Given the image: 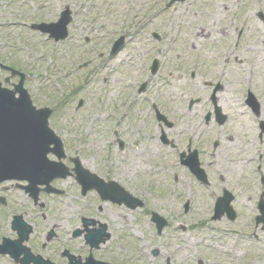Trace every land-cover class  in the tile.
Instances as JSON below:
<instances>
[{"label": "rangeland", "instance_id": "1", "mask_svg": "<svg viewBox=\"0 0 264 264\" xmlns=\"http://www.w3.org/2000/svg\"><path fill=\"white\" fill-rule=\"evenodd\" d=\"M169 1L0 0V62L26 75L24 88L36 108L52 110L49 126L63 141L67 156L78 157L82 167L113 180L144 203L130 210L103 202L95 193L82 197L73 177L56 185L66 191L64 197L42 198L45 209L41 212L12 183L13 208L20 210L23 203V214L35 225L32 238L37 248L52 223L59 222L68 234L70 226H80L81 217L106 224L110 237L95 257L113 264H197L199 257L218 264H244L245 251L261 248L242 232L252 230L246 220L256 214V195L261 192L259 177L252 173L256 167L264 168V135L258 138V119L243 105L245 92L237 93L241 88L254 93L261 105L259 120L264 122V46L256 39L248 47L214 46L219 34L228 35L227 44L233 39L236 0H230L228 12L222 7L229 0H189L191 8L182 2L166 7ZM64 7L72 14L67 40L55 43L30 29L32 23L55 22ZM223 27L227 32L218 30ZM120 36L126 39L124 49L110 59L108 51ZM200 56L206 62L200 63L198 74L191 78L194 59ZM222 57H236L240 63L224 74L221 99L228 122L218 128L203 123L211 106L202 82L210 73L202 77L199 73L204 68L212 71L214 63L209 61ZM152 59L160 67L155 76L149 74ZM85 62L89 64L83 67ZM9 76L0 70V83L11 89L18 78L5 83ZM143 81H149L153 98L167 100L173 116L184 114L180 127L184 134L177 138V148H184L186 138L195 141V134L204 133L208 144L200 160L208 173V187L179 167L175 152L160 144L155 122L143 126L149 120L148 108L141 102L145 96L136 94ZM196 99L200 102L189 110L190 101ZM144 127H148L149 139L143 135ZM214 141L218 142L215 150ZM222 188L237 198L234 208L240 217L232 224L210 221L212 195L218 196ZM151 212L168 221L161 235L150 221ZM69 246L77 254L87 253L82 238ZM203 247L211 257L201 253ZM60 250L61 244L55 242L45 252ZM252 260H257L255 254Z\"/></svg>", "mask_w": 264, "mask_h": 264}, {"label": "flooded vegetation", "instance_id": "2", "mask_svg": "<svg viewBox=\"0 0 264 264\" xmlns=\"http://www.w3.org/2000/svg\"><path fill=\"white\" fill-rule=\"evenodd\" d=\"M171 1V0H170ZM169 1V2H170ZM189 0H185L183 4H186L188 8L192 7V4ZM236 13H235V19L237 21V24H235L233 31H230L231 36L233 39L231 41L226 42V39L228 35L225 33V35L219 34V37L216 39V44L214 46H221L230 48L239 47L240 44H243L245 47H248V44L252 42V39H256V43L258 42V45L264 46V0H236ZM195 2V1H194ZM228 2L223 5L222 9L224 12H228L230 10V5ZM177 2H174L173 4L169 5L173 6ZM179 3V2H178ZM209 3H211L209 1ZM215 4V3H214ZM209 9H205V11H208ZM228 16L230 13L227 14ZM238 17V19L236 18ZM258 22L257 27L258 30L250 29L253 27L254 22ZM259 25V26H258ZM229 27V30L230 28ZM249 28V29H248ZM226 27L218 28V30L225 32ZM228 30V32H229ZM251 32V34L249 32ZM227 32V31H226ZM247 32V35H246ZM252 33H255V35H252ZM250 34V35H249ZM246 35V36H245ZM158 39H160V36H158ZM225 48V47H224ZM197 68L190 71V77L194 78L196 74H198V69L200 68V63L206 62V60L203 57H197L195 58ZM152 59V63H153ZM158 61V60H157ZM212 64V71L207 70L204 68V71L202 70L201 73H199V76L202 77V75H206L204 73H210V75L207 77V80L202 82L203 89H205V92H208V99L207 102L211 106V111L205 112L203 116V123L204 125H215L216 127H223L228 122V116L223 111L222 106V99L221 95L224 91V85H222L224 74L227 75L230 74V67H233L237 64H239V60L236 57H222L214 59V61H209ZM151 63V67H149V74L151 76H155L159 72V62L155 65L156 73L152 75V67L153 64ZM234 76V74H232ZM211 79L212 81H210ZM209 80V81H208ZM151 89L149 87V81H143L140 83L139 86L136 88V94L137 96H145L141 102L147 105L148 108V119L145 120L143 123H153L156 124V129L158 130L159 134V142L161 145L165 146L169 150H173L177 156V163L178 166L183 168L184 170L188 171L189 174H191L188 166H186V161L188 157L197 155L198 163L200 167H202L204 170L205 168L202 165V162L200 160V155H202V151L204 149H207L204 147V145L208 144V142H204V133L200 131V133L195 134L193 137H196L195 141H192V137H188L185 140V146L184 148H177L176 140L178 137H182L184 134V131L182 128V120L184 119V114L179 116H173V111L170 109L168 102L164 98H153L154 96L151 94ZM245 92V97L243 100V105L250 111V115L254 117V103L250 101L249 93H252L249 88L243 89L241 88V91L237 94H243ZM164 99V100H163ZM137 100V98H135ZM163 100V101H160ZM200 102V99H196V102L194 104H197ZM193 104V105H194ZM226 104V103H225ZM192 105V106H193ZM191 106V107H192ZM214 106H216L219 110V114H215L214 112ZM191 107L188 109L190 110ZM260 111H261V105H260ZM139 113V114H138ZM209 113L210 119L208 122L205 121L206 117L205 115ZM138 115V118H137ZM136 118L140 121V109H138ZM255 118V117H254ZM151 120V121H150ZM142 123V122H141ZM258 125V123H257ZM148 127H144L145 136L149 139L150 133L146 130ZM178 128H180L178 130ZM171 133V135L166 134ZM204 136V137H203ZM121 141L119 145V148L124 147V142L118 138ZM121 145V147H120ZM218 147V142L214 141L212 143V148L215 150ZM73 161L74 158L67 156L63 160L62 163H64V166H66L71 172L73 169ZM252 163V160H251ZM207 175V182L208 184L205 185V187L209 186V179H208V173L205 170ZM253 175H257L259 177V184L261 185V192L257 196V201L255 203V210L256 214L250 217V219L246 220V227L252 229L251 232H242L245 239L248 240H254L257 243L261 244V248H250L248 251H245V259L244 264H253V262L258 261L257 264H264V168L262 169L260 166L259 168L256 167L255 172L252 173ZM251 174V177H252ZM95 175V174H94ZM193 176V174H191ZM98 176V175H96ZM74 177V176H73ZM72 176L68 178H73ZM99 177V176H98ZM196 181H199L196 179L195 176H193ZM66 178V179H68ZM105 184H108L110 181L113 180H105L102 177H99ZM64 180H54L50 183V188L57 190L59 193H47L44 191L43 187H37L38 188V194L37 199L35 200L34 197L26 191L25 188L26 184H15L18 190L22 191L23 194L32 202V205L34 209H39V211H43L45 209V203L42 201V198L46 196H52V197H64L66 194V191L64 189L58 188V184H61ZM75 180V179H74ZM219 181H223V178H219ZM10 183V184H9ZM12 183L13 182H4L0 184V264H98V263H110L112 262L104 261L101 259H96L95 253H97L99 250L91 249L90 247L85 245V236L88 235L86 231H97L99 230L100 226L103 224L100 223V221L94 219V218H88V217H81L80 218V226L75 227V224L73 225V228L71 226L68 228L69 233L66 234L65 229L60 227L61 225L59 222H54L49 226V230L44 236V242L41 243V245L37 248L35 242H33V234L35 230V225L29 221L28 215L24 212L23 214V203L20 206V210H15L13 208V202L12 195H9L10 189H12ZM118 184V183H117ZM202 184V183H201ZM57 185V186H56ZM241 187H247V185L239 184ZM120 186V185H119ZM122 187V186H120ZM249 187V186H248ZM247 187V188H248ZM124 189V187H122ZM250 188H252V185L250 184ZM89 193H95L97 195L96 190H91ZM98 196V195H97ZM99 197V196H98ZM249 199H252V197H249ZM236 195L233 194L230 190L226 188H222L221 192L218 196L212 195V202H211V216L210 221L213 222H220L221 220L228 221L230 224L236 222L240 217V212H237L235 210L234 204L236 203ZM16 201V200H15ZM16 203V202H14ZM261 203V205H260ZM259 205L260 208L259 209ZM219 206L221 208L224 207H231L233 210V213L231 214L223 211L222 214L219 215V217L216 218L215 216V207ZM263 214L261 217V220L258 222L259 219V213ZM41 215L42 222H46V217L43 213ZM215 218V219H214ZM89 220L94 222V224H91L86 228L82 225V220ZM70 222V221H69ZM28 227H30V232L28 233ZM78 231H81L79 234H77ZM65 232V233H64ZM60 233V234H59ZM42 236V234H40ZM63 235V236H61ZM261 235V236H260ZM43 238V237H42ZM77 238H82L83 243L87 249V253H76L77 251L73 249V247H70L69 244L72 241H75ZM59 243L61 244L62 250H60L58 253L56 251H53L52 254H48L45 252L46 248L50 246L52 243ZM255 242V243H256ZM70 247V248H69ZM208 248L203 247L201 248V253L204 254V256H210L211 254L207 253ZM43 253H46V255H43ZM253 254L256 255L257 260H252ZM203 257V256H202ZM58 260H55L57 259ZM207 259V260H206ZM203 259L199 257L197 260V264H207V262H211L212 264H218V262L212 260L211 258Z\"/></svg>", "mask_w": 264, "mask_h": 264}, {"label": "water", "instance_id": "3", "mask_svg": "<svg viewBox=\"0 0 264 264\" xmlns=\"http://www.w3.org/2000/svg\"><path fill=\"white\" fill-rule=\"evenodd\" d=\"M70 20V12L66 9L56 23H42L32 25L31 28L42 33H48L55 41L64 40L67 39L66 27ZM123 44L124 37H120L113 44L110 55H116ZM155 65L156 62L151 69L152 74L156 72ZM0 68L10 71L11 76H20L15 91H8L0 84V182L5 180L27 181L28 186L23 189L28 191L35 200L37 199L38 186L45 185L44 191L48 193H59L50 188V182L57 178L65 179L70 173L61 163V160L65 158L62 142L54 135L48 125L51 111L49 109L36 110L32 106L27 92L23 89V74L1 65ZM15 93L19 94L18 98H15ZM254 111L256 116L260 115L258 104ZM216 113H220L219 109H216ZM206 118L208 119V117ZM263 124V122L260 123L261 135L264 133ZM49 154L55 156L58 161L49 160ZM73 162L76 181L80 184L83 195L88 190L95 189L102 200H109L117 204L124 203L130 209L142 206L139 200L132 198L117 184H105L95 175L84 170L78 159H74ZM186 163L192 173L199 178L202 177L203 171L199 169L195 155L190 156ZM223 209L219 207L215 208V211L218 212ZM151 215V221L155 224L157 233L161 234L166 221L157 214ZM82 222L86 229L87 226L94 224V222L85 219ZM99 228L97 231H86L88 235L85 236L87 243L97 249L99 244L104 243L105 239L109 237L105 233L107 227L100 226ZM29 232L30 227H28ZM80 232L78 231L77 234Z\"/></svg>", "mask_w": 264, "mask_h": 264}]
</instances>
